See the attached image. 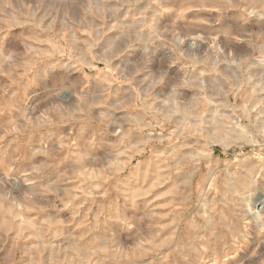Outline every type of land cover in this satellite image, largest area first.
Returning <instances> with one entry per match:
<instances>
[{"label": "rangeland", "instance_id": "obj_1", "mask_svg": "<svg viewBox=\"0 0 264 264\" xmlns=\"http://www.w3.org/2000/svg\"><path fill=\"white\" fill-rule=\"evenodd\" d=\"M264 0H0V264H264Z\"/></svg>", "mask_w": 264, "mask_h": 264}, {"label": "bare ground", "instance_id": "obj_2", "mask_svg": "<svg viewBox=\"0 0 264 264\" xmlns=\"http://www.w3.org/2000/svg\"><path fill=\"white\" fill-rule=\"evenodd\" d=\"M264 208V199H261L258 204L256 205V210L254 212H250L256 216L260 215V211Z\"/></svg>", "mask_w": 264, "mask_h": 264}]
</instances>
